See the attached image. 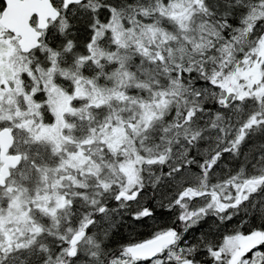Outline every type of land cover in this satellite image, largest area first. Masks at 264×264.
Returning <instances> with one entry per match:
<instances>
[{
    "label": "snow or ice",
    "instance_id": "snow-or-ice-1",
    "mask_svg": "<svg viewBox=\"0 0 264 264\" xmlns=\"http://www.w3.org/2000/svg\"><path fill=\"white\" fill-rule=\"evenodd\" d=\"M0 264H264V0H0Z\"/></svg>",
    "mask_w": 264,
    "mask_h": 264
}]
</instances>
